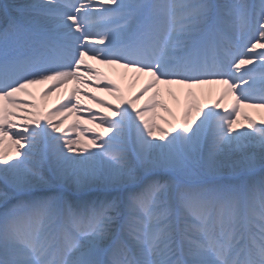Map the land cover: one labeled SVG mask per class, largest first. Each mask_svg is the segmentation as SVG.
<instances>
[{
    "label": "snow or ice",
    "instance_id": "1",
    "mask_svg": "<svg viewBox=\"0 0 264 264\" xmlns=\"http://www.w3.org/2000/svg\"><path fill=\"white\" fill-rule=\"evenodd\" d=\"M0 19V264H264V118L237 127L264 110V0H4ZM90 61L147 79L125 99ZM40 84L78 86L42 113L22 98ZM210 84L214 104L155 122L161 85ZM80 111L99 132L64 130Z\"/></svg>",
    "mask_w": 264,
    "mask_h": 264
},
{
    "label": "bare ground",
    "instance_id": "2",
    "mask_svg": "<svg viewBox=\"0 0 264 264\" xmlns=\"http://www.w3.org/2000/svg\"><path fill=\"white\" fill-rule=\"evenodd\" d=\"M3 2L4 0H0V3ZM11 2L30 3L32 2V0H11ZM0 22L2 23V19L0 20ZM257 51H260V49H257ZM90 63H92L94 68H98L102 73L101 81H90V83H97L99 87H103L104 83H106L108 80H111L114 86L119 87V89L121 90L120 94H122L125 99L130 98L132 95H134L147 79V77H144L139 73L128 72L125 69L117 66L103 65L92 61H90ZM77 86L78 85L75 84H69L66 89H61L59 92H56L51 96L42 97L41 92L50 88V85L49 84L35 85L28 89L29 92L33 93L35 99L33 100L32 97H28V96H23L22 98L25 102L35 103L38 106V108L36 109L37 111H40L42 113L48 111H54L55 107L58 106V104L60 103L62 97H64V95L69 90ZM79 87L81 88L82 92H87L90 95H94L97 98L105 101L106 103L112 104L113 106L119 103L117 99V95L119 94L115 92L100 91L98 90V88L85 87L83 85H79ZM223 87H224L223 85L210 84V85L195 87L192 89H187V88H181L176 85H172V86L161 85V89H162L161 99L163 103H165L167 107L170 109V112L165 113L162 110H157L156 113L157 117H163L164 119L157 118L155 122L160 127L170 131L169 125L176 124L181 120L183 111L185 110L186 107H188L193 102L199 103L206 107L214 104L217 98L219 97L220 93L222 92ZM189 92L194 93V96L190 97L188 95ZM143 104L144 101L141 100L137 104V107L141 108ZM81 108L90 109L92 112L101 113V114L107 111L106 109H101L100 106L97 103L93 102L92 100L84 99L83 97H81ZM28 111H32V109H29ZM244 114H248L252 116L254 119H257V117L264 118V110L243 108L241 110V115L239 117L237 127L246 124V121H243L241 119L242 115ZM17 115L22 116L23 113L18 112ZM192 115L195 116L194 111ZM165 121H168V123H165ZM15 122L17 124L22 123L21 120H17ZM43 122L44 121H42V123ZM54 122H58V121H54ZM72 125H79L83 129H93L94 132L100 131V129L96 127V123L89 122L88 113L85 111H80L68 115L64 124V130H68V128L71 127ZM73 132L71 133L72 137H73ZM91 135L92 133H85L84 136L86 137L82 136L83 139H81V143L87 145L90 139L89 137ZM157 135H159V133H157ZM9 147H10V142L5 141L6 150L9 149ZM11 151L14 154L15 151L14 148H11Z\"/></svg>",
    "mask_w": 264,
    "mask_h": 264
},
{
    "label": "rangeland",
    "instance_id": "3",
    "mask_svg": "<svg viewBox=\"0 0 264 264\" xmlns=\"http://www.w3.org/2000/svg\"><path fill=\"white\" fill-rule=\"evenodd\" d=\"M1 23V22H0ZM50 100V99H49ZM245 115H247V116H249V117H251L253 120H255L257 123H259V121L263 118V117H257V119H254L252 116H250V115H248V114H244V115H242V117H241V119L243 120V121H245ZM245 126H246V124H245ZM239 128V127H238ZM84 136V135H83ZM84 137H86V136H84ZM73 138H76V132L74 131L73 132ZM90 138V137H89ZM80 139H83V137H81ZM15 150V149H14ZM24 150H26V149H22L21 151H24Z\"/></svg>",
    "mask_w": 264,
    "mask_h": 264
}]
</instances>
